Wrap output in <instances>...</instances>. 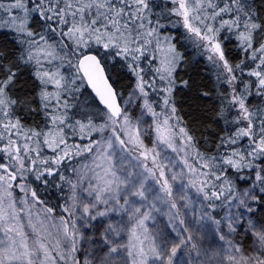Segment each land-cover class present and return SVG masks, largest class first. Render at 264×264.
Returning <instances> with one entry per match:
<instances>
[{"label": "snow or ice", "instance_id": "1", "mask_svg": "<svg viewBox=\"0 0 264 264\" xmlns=\"http://www.w3.org/2000/svg\"><path fill=\"white\" fill-rule=\"evenodd\" d=\"M168 2L172 7L158 14L153 11V0H0V27H9L20 34L19 43L22 47L18 58L25 64L35 66L34 77L39 82V111L45 118L43 127L26 128L16 113V107L23 102L9 94L16 73L9 68L0 75V233L3 235L0 238V264H59V261L67 259V255L60 251L59 241L55 245L49 243L31 223V234L18 226L19 212L23 211V207L17 211L18 202L13 198V191L19 188L27 193L26 174H34L36 180H42L45 175H53V171L59 168L65 158L87 153L93 157L95 167L88 170L94 174L95 182L89 181L84 191L105 204L108 200L103 197L115 199L113 194H118L121 186L130 195L143 197L147 190L145 180L152 177L159 184L160 179L165 177L164 167L157 161L160 153L155 146L147 148L140 139L139 130L132 128V118L127 108L121 107L118 102L121 94L110 82L101 58L93 51V45L109 50L105 54L111 55L113 60L119 58L125 62L124 66L135 78L132 95L139 93V98L143 99L141 114L146 112L156 120L155 144L176 152L178 149L174 145L177 139L180 140L189 172H198L200 176L206 177L197 187V192L202 193L204 199L218 200L224 194L220 182H228L227 172L230 170L239 173L250 169L255 172V181L264 185V108L254 107L250 103L254 95L264 97V23L257 22L258 17L244 0H220L219 3L214 0ZM33 13L41 22L39 32L30 26ZM162 20L168 23H162ZM169 26L173 29L183 28L195 37L209 53L208 59L220 73L217 79L222 91L219 93L220 107L216 115L232 128L220 138L215 156L204 155L199 151L191 156L189 149L194 147V137L186 128L178 127L180 118L175 115V107L164 110L163 114L157 113L153 102L149 100V91H156L155 79H145L146 69L141 68L140 63L149 59L150 52L154 61L157 52L165 51L164 45H167V54L152 71L160 81L174 84L173 73L180 55L171 43L174 37L162 36V32ZM45 31L58 39L52 40L42 34ZM222 31L236 35L239 47L245 54L244 60L235 65L229 62L219 40ZM67 57L75 58L74 62L67 59L69 67L73 69L70 75L61 71ZM54 62L58 63L54 65ZM245 75L249 77L247 81ZM85 86L91 89L99 104L103 105V123L96 124L91 117L87 123L80 120L69 122L68 109L72 106L70 98ZM163 91V103L167 106L171 89ZM126 103L130 104L131 99ZM233 112L234 116L231 115ZM77 129L81 134L87 131V145L68 143L69 133L74 136ZM109 130L112 133L110 136L106 135ZM93 132L100 134L99 140L91 139ZM117 142L120 152H136V164L133 167L142 171H128L122 166L118 167V161L113 160ZM46 149L51 152L50 156L43 155ZM121 159L131 160L132 157L128 155ZM189 160L198 163L199 169L194 168ZM257 160L259 164L255 163ZM154 169H159L158 178ZM56 174L60 175L58 171ZM86 177L87 173L78 176L77 182L73 184L60 176L62 181L70 185L73 204L76 201V188ZM171 179L175 180L176 176L173 175ZM190 183L196 187L195 181ZM162 190L166 195H172L167 178L163 179ZM260 192L264 193V187L260 188ZM31 197L38 199L35 190L31 191ZM242 197L236 199L251 212L244 198L256 200L257 197L250 190H245ZM124 203L127 204L128 200L125 199ZM172 207L175 208L176 204L173 203ZM64 211L72 214L69 207H65ZM84 211H89V205L84 206ZM144 219H147V213ZM61 222L65 238H74V221L61 217ZM143 223V219L138 222L139 226H143ZM178 223L182 225L184 221ZM216 223L219 224V221ZM229 229L234 231L231 219ZM180 231L187 232V229ZM253 235L259 245L257 254L245 255L241 248L233 245V251L240 254V258L237 259L236 255L228 256L229 264H264V229L253 230ZM220 239L224 240L225 237L220 236ZM192 240L191 235L179 238V242L174 243L170 249L164 243L157 246L152 241L147 252L140 249L139 264H149V257L158 259L160 264H165V259L167 264H173L178 249L187 248ZM70 242L72 248L68 254L75 251L74 239ZM191 247L196 248V245L192 244ZM73 264H76L75 260Z\"/></svg>", "mask_w": 264, "mask_h": 264}, {"label": "rangeland", "instance_id": "2", "mask_svg": "<svg viewBox=\"0 0 264 264\" xmlns=\"http://www.w3.org/2000/svg\"><path fill=\"white\" fill-rule=\"evenodd\" d=\"M171 43L174 44L173 41ZM163 47L165 51L157 52L155 55V68L160 65V61L167 54V45ZM67 59L75 61L74 57H67L65 60L67 61ZM149 60H152L151 55H149ZM69 69L71 68L69 67ZM153 79H155L156 91H149V95L154 97L162 95L165 98L163 90L170 88L169 84L167 81H160L159 77L151 72L146 80ZM134 87L135 81L131 89L120 96V101L132 118V128L139 130L143 144L149 149L155 146L156 151L160 153L157 161L164 167V178L168 179L172 195L168 196L162 190L164 178H161L160 183L157 184L154 178L149 177L144 181L147 190L143 197L130 195L129 191L124 190L121 186V191L118 194H113L115 199L105 196L103 199L108 200L107 204L102 200L97 201L94 195L89 196L84 191V188L88 187L89 181L95 182L94 174L88 170L95 167L93 157L86 153L88 158L80 165L77 179L84 173H87V177L76 188L74 204L70 199L73 195L70 188L69 202L72 214L69 218H65L75 223L74 238H65L61 220L49 216L50 220L47 223L38 216V211L44 208L38 206V199L34 200L31 197L32 190L29 186L27 193L22 192L19 188H15L13 191V198L18 202L17 211L19 212V209L23 207V211L19 212L18 226H22L25 232L31 234L33 232V228L29 226L31 223L39 229V235L45 237L49 243L55 245L56 241H59L60 251L67 255V259L59 261V264L62 262L63 264H73V260L76 261V264H134V261L135 264H139L138 253L141 248L147 252L150 242L154 241L157 246L164 243L170 249L174 243L179 242V238H184L187 235H191L193 240L187 248L178 249L177 255L173 258V264H229L228 256L236 255L237 259L240 258V254L233 251V245L241 248L245 255H256L259 245L253 235V230L264 229V219H259L256 215L254 200L244 198L247 207L252 209L249 212L245 205L239 204V200L236 199L237 197L243 198L242 193L245 190H250L251 194L256 196L258 192L255 186L245 184L235 192H226L222 188L224 194L218 200L204 199L203 194L197 192V187L206 178L200 176L198 172L196 174L189 172L185 164L186 155L179 139L174 145L178 149L176 152L166 146L155 144L156 120L146 112L141 114L143 99L139 98V93L132 95ZM130 99L131 103H126ZM163 101L164 99H159L157 105L154 106L157 113L163 114L164 110H170L171 105L166 106ZM89 112L93 114V117L94 115L98 116L99 121L94 123H103L101 117L104 109L101 106L99 108L94 102L91 104ZM172 123L175 124L176 121L173 120ZM178 127L180 126L178 125ZM93 133H91V139L99 140L100 134L95 132V135L92 136ZM111 134V130L106 133L109 136ZM85 135H88L87 131H85ZM116 148L117 152L114 154L113 160L114 162L118 161V167L122 166L128 171H142L140 168L133 167L136 164L135 151L120 152L118 142ZM189 152L191 156H194L190 149ZM128 155H131V160L121 159ZM189 163L199 169V165L195 161L189 160ZM86 165L88 167H85ZM151 166L149 162V167ZM96 171L99 172V169ZM154 172L158 178L159 169H154ZM173 175L176 176L175 180L171 179ZM190 181H195L196 187H193ZM135 190L131 189V191ZM181 197L184 199L181 200ZM125 199L128 200L127 204L124 203ZM173 203L176 204L175 208L172 207ZM85 205H89L88 212L84 211ZM136 209L139 211L137 212ZM145 213H147V219H144ZM142 219L144 220L143 226H139L138 222ZM229 219H231L234 231L229 229ZM180 220H183L184 224H179ZM217 221L219 224L216 223ZM183 228H186L187 232L180 231ZM247 234H251L252 241L250 247L246 249L244 241ZM220 236H224L225 239L221 240ZM0 238H3L2 233H0ZM72 239H74L75 251L68 254L72 248L70 242ZM192 244H195L196 248H192ZM63 245L68 249H63ZM149 264H160V261L149 257ZM165 264H167L166 259Z\"/></svg>", "mask_w": 264, "mask_h": 264}, {"label": "trees", "instance_id": "3", "mask_svg": "<svg viewBox=\"0 0 264 264\" xmlns=\"http://www.w3.org/2000/svg\"><path fill=\"white\" fill-rule=\"evenodd\" d=\"M214 2L219 3L220 0H214ZM153 3L155 5L153 11L158 14L172 7L168 0H153ZM244 3L258 17L257 22L264 23V0H244ZM32 16L33 19H31L30 26L32 30L39 32L41 22L38 18H35L34 13ZM162 23L167 24L168 22L162 20ZM42 34L48 35L52 40L58 39L52 33H47L46 31ZM162 36L174 37L172 41L180 55L179 63L173 73L174 84L169 85L171 89L170 93H168L169 104L176 109L175 115L180 118L179 126L186 128L188 133L194 137L195 144L190 149L193 155L195 156V152L199 151L204 155L215 156L217 152L216 145L219 143L220 138L228 134L232 128L223 119H218L216 115L220 107L218 97L222 91V86L217 79L220 73L208 59L209 53L205 48L200 45L195 37L185 32L183 28L173 29L169 26L162 32ZM20 39V34L11 28L0 27V65H2L0 67V75H3L9 68L16 73L12 89L9 93L14 99H19L23 102L16 107V113L21 117L22 123L26 128L38 129L43 127L45 122L43 114L39 111L40 103L37 98L39 82L34 77V65L25 64L18 58L22 47L19 43ZM219 40L225 51L226 58L231 64L235 65L245 59V54L239 47L234 33L222 31ZM93 51L98 53L117 91L121 95L127 93L131 89L135 78L129 74L128 69L124 66L125 62L119 58L113 60L111 55L105 54L109 50H105L100 46L93 45ZM59 55H63V53H59ZM154 65L155 62L153 60L146 59L141 61L140 67L146 69L145 79L148 78L151 72H154L152 71L155 68ZM61 71L65 75H70L73 69H69L67 61L64 60ZM244 79L247 81L249 77L245 75ZM253 91L255 90L253 89ZM159 99L163 100L164 98L162 95L156 97L149 95V100L153 102V106L157 105ZM94 102L100 108L99 103L88 87L82 88L80 92L70 98L72 106L68 109L69 122L74 123V121L80 120L87 123L89 117L94 122H98V116L94 115L97 118L95 119L93 114L89 112V108ZM250 103L254 107L264 108V97L254 95L250 98ZM231 115L234 116L235 113L233 112ZM94 135L95 132L92 136ZM87 137L88 135H85V133L81 134L77 129L76 135L73 136L69 133L68 143L70 145H87ZM244 143L246 144L247 142L245 141ZM72 151H75V149H72ZM43 155L45 157L50 156L51 152L46 149ZM87 158L86 153L65 158L62 160L59 168L53 171V175H45L42 180H36L34 174H26L27 180L25 183H27L31 190L37 192V204L44 208L38 211V216L44 222L49 223V216L59 220H61V217L64 219L70 217L64 211L65 207L70 208V185L62 181L60 176H64L73 184L76 183L78 169ZM255 163L259 164L260 161L257 160ZM41 171H43V168H41ZM56 171L60 175H57ZM227 177L228 182H220V186L226 192L238 191L245 184L255 186L258 194L256 195L257 199L254 200V209L258 218L263 220L264 193L260 192V188L264 187V185H260L255 181V172L250 169H245L239 173L235 170H230L227 172ZM240 177H245V179H240ZM48 209L52 211L48 212ZM251 241V234H247L244 241L246 249L250 247ZM62 247L63 249L67 248L65 245Z\"/></svg>", "mask_w": 264, "mask_h": 264}, {"label": "water", "instance_id": "4", "mask_svg": "<svg viewBox=\"0 0 264 264\" xmlns=\"http://www.w3.org/2000/svg\"><path fill=\"white\" fill-rule=\"evenodd\" d=\"M98 58H100L99 56H98ZM101 63H102V66H104L105 67V65L103 64V62L101 61ZM106 68V67H105ZM106 74L109 76V74H108V72H107V69H106ZM110 82H112V80H111V78H110ZM113 86H114V84H113ZM114 88L116 89V87L114 86ZM90 91H91V89L90 88H88ZM117 90V89H116ZM91 93L93 94V96H94V93L91 91ZM94 98H95V96H94ZM96 100H97V102L99 103V101H98V99L97 98H95ZM118 102L120 103V105H121V107H123V105H122V103H121V101H120V97H118ZM102 108H103V105H100ZM104 109V108H103Z\"/></svg>", "mask_w": 264, "mask_h": 264}]
</instances>
